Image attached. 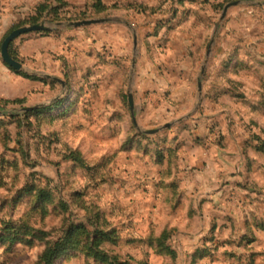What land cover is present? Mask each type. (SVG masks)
Here are the masks:
<instances>
[{"label":"rangeland","instance_id":"374dc122","mask_svg":"<svg viewBox=\"0 0 264 264\" xmlns=\"http://www.w3.org/2000/svg\"><path fill=\"white\" fill-rule=\"evenodd\" d=\"M84 19L107 21L15 38L23 71L0 55V98H22L0 102V264H39L71 221L132 262L264 264V0H0V47Z\"/></svg>","mask_w":264,"mask_h":264},{"label":"trees","instance_id":"16d2710c","mask_svg":"<svg viewBox=\"0 0 264 264\" xmlns=\"http://www.w3.org/2000/svg\"><path fill=\"white\" fill-rule=\"evenodd\" d=\"M47 5H43V9ZM54 8L50 9V12H52ZM49 12V13H50ZM57 15H53L52 20H58ZM60 20V19H59ZM45 35H49L52 32L48 30H44ZM57 35V34H56ZM9 55L17 60V53L12 48V43H10L8 47ZM17 74L21 75L23 78H26L31 81H38L41 82L43 85H51L50 87H54L57 83L55 80H50L45 77L36 76V75H29L24 72H16ZM66 84L68 85V81L65 79ZM49 83V84H48ZM33 87H31L32 89ZM22 98H15V99H1L0 102L4 103V105L8 104H16L21 102ZM14 116V115H12ZM71 159L73 161H77L79 163H82V157L79 155L78 152H71L70 153ZM40 194L42 196H46L48 193H46L44 190H40ZM114 231V230H113ZM166 231L162 233L161 236L165 235ZM116 240H119V238H116L112 235V232H105L101 230L92 231L88 228V226L85 223L82 222H70L65 229L63 235L56 239L54 242H48L46 248L43 250L39 257V264H52L54 258L60 254L61 252L65 251L69 248H80L82 250L85 249L86 253L90 255L95 261H97L100 264H148L146 260L142 261H130V257L123 258L116 252L108 253L103 247H101V243H113ZM108 243V244H110ZM111 245V244H110ZM167 249V248H166Z\"/></svg>","mask_w":264,"mask_h":264},{"label":"water","instance_id":"95a60500","mask_svg":"<svg viewBox=\"0 0 264 264\" xmlns=\"http://www.w3.org/2000/svg\"><path fill=\"white\" fill-rule=\"evenodd\" d=\"M237 2H231L229 4H227L224 7L223 13H222V18L225 16L228 8H230L233 5H236ZM107 20L105 19H84V20H78V21H69V22H56V23H52L50 25V27H45L43 25H31L29 27H19L16 28L14 30H12L2 41L1 43V47H0V55L2 60L4 61V63L6 65H8L9 67L13 68L16 71H23V65L21 62L13 59L8 52V47L10 45V43L17 37H19L22 34L25 33H29V32H34V31H41V30H60V29H67V28H77V27H81V26H87V25H92V24H98V23H103ZM213 40V39H212ZM212 40L211 43L209 44L207 51L205 53V57L203 59V63L200 66V69L198 71V75L196 78V86H197V92L198 94L201 93L202 91V85H203V80H204V76H205V70H206V66L208 64L209 61V55H210V51L212 48ZM136 46V37L134 35V47ZM54 80L58 81L62 86L65 85V83L58 78H53ZM128 103L130 106V109L132 110L134 107L133 104V98H132V94L128 93ZM38 107V106H37ZM36 106H32V107H25L23 108V110L28 111V110H32L35 109ZM134 125L137 127V129L139 131H141L142 133L145 134H154L156 132H158L160 129L156 128V129H149V130H141L138 125L137 122L135 120V118L133 119ZM169 124H165L163 126V128L168 127Z\"/></svg>","mask_w":264,"mask_h":264},{"label":"crops","instance_id":"0c3cea01","mask_svg":"<svg viewBox=\"0 0 264 264\" xmlns=\"http://www.w3.org/2000/svg\"><path fill=\"white\" fill-rule=\"evenodd\" d=\"M31 86H33V85H31Z\"/></svg>","mask_w":264,"mask_h":264}]
</instances>
